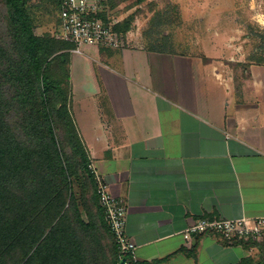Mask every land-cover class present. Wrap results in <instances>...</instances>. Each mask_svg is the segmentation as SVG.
Masks as SVG:
<instances>
[{"label": "crops", "instance_id": "crops-1", "mask_svg": "<svg viewBox=\"0 0 264 264\" xmlns=\"http://www.w3.org/2000/svg\"><path fill=\"white\" fill-rule=\"evenodd\" d=\"M126 38L71 52L68 104L96 176L126 203L134 264H262L249 240L183 231L203 215L264 216V62Z\"/></svg>", "mask_w": 264, "mask_h": 264}, {"label": "trees", "instance_id": "trees-1", "mask_svg": "<svg viewBox=\"0 0 264 264\" xmlns=\"http://www.w3.org/2000/svg\"><path fill=\"white\" fill-rule=\"evenodd\" d=\"M72 46L37 34L26 0H0V264H121L69 95L48 78Z\"/></svg>", "mask_w": 264, "mask_h": 264}, {"label": "rangeland", "instance_id": "rangeland-1", "mask_svg": "<svg viewBox=\"0 0 264 264\" xmlns=\"http://www.w3.org/2000/svg\"><path fill=\"white\" fill-rule=\"evenodd\" d=\"M103 4V17L117 20L125 32V43L127 31H131L138 44L154 49L201 55L213 44L222 50L240 46L239 50L231 49L232 53H216L264 62V0H107ZM26 5L35 32L55 37L58 0H26ZM70 49L55 53L47 69L48 78L58 82L68 95ZM73 189L83 208L81 184L74 182Z\"/></svg>", "mask_w": 264, "mask_h": 264}, {"label": "built area", "instance_id": "built-area-1", "mask_svg": "<svg viewBox=\"0 0 264 264\" xmlns=\"http://www.w3.org/2000/svg\"><path fill=\"white\" fill-rule=\"evenodd\" d=\"M107 2V0H105ZM104 0H60L55 37L73 44L71 52H83L89 45L120 48L124 45V34L115 27L117 20H106ZM90 167L95 171L94 166ZM99 201L104 208L106 220L116 242L119 259L124 264L139 260L138 245L126 232L127 206L122 198L114 196L108 185L97 177ZM217 232L228 241L235 239L264 240V216H241L226 218L203 215L183 231L185 238L204 232Z\"/></svg>", "mask_w": 264, "mask_h": 264}, {"label": "water", "instance_id": "water-1", "mask_svg": "<svg viewBox=\"0 0 264 264\" xmlns=\"http://www.w3.org/2000/svg\"><path fill=\"white\" fill-rule=\"evenodd\" d=\"M125 257H123L122 259H121V264H124L125 263Z\"/></svg>", "mask_w": 264, "mask_h": 264}]
</instances>
